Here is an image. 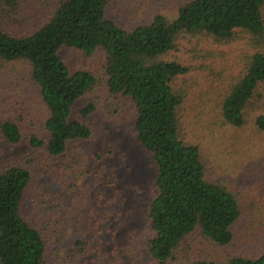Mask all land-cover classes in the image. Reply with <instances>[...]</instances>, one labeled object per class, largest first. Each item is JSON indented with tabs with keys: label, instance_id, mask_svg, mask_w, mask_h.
Returning <instances> with one entry per match:
<instances>
[{
	"label": "trees",
	"instance_id": "1",
	"mask_svg": "<svg viewBox=\"0 0 264 264\" xmlns=\"http://www.w3.org/2000/svg\"><path fill=\"white\" fill-rule=\"evenodd\" d=\"M19 3L0 0V59L30 64L48 113L44 124L48 137L26 135L16 122H4L0 141L5 138L17 145L26 139L32 148H46L59 157L69 142L90 139L92 130L72 121L71 114L77 101L100 86L102 77L90 70L72 72L60 52L80 51L91 59L102 51L109 92L134 102L137 139L156 164L158 195L147 214L153 233L149 252L155 264H264V251L233 255L222 263L190 261L188 242L196 233L206 244L227 247L246 213L236 193L221 181L208 179L201 148L188 138L182 120L186 93L177 82L191 68L167 59L182 36L217 43L249 38L254 52L220 109L225 124L244 127L250 107L263 98L264 0H193L174 20L160 15L132 31L108 15L110 0H48L46 12L41 7L31 16L19 12ZM95 110L91 103L81 114ZM255 124L264 132V115ZM31 181V172L19 166L0 172V264H45L46 240L23 213Z\"/></svg>",
	"mask_w": 264,
	"mask_h": 264
},
{
	"label": "rangeland",
	"instance_id": "2",
	"mask_svg": "<svg viewBox=\"0 0 264 264\" xmlns=\"http://www.w3.org/2000/svg\"><path fill=\"white\" fill-rule=\"evenodd\" d=\"M47 1L20 0L18 10L27 16L41 7L46 12ZM191 1L110 0L108 15L132 31L160 15L174 20ZM253 52L244 36L230 43L182 36L167 56L191 68L177 82L186 93L182 120L188 138L201 148L208 179L221 181L236 193L246 213L227 247L206 244L196 233L188 242L191 262L222 263L233 255L264 251V132L255 124L264 115V86L263 98L250 107L244 127L228 126L220 112ZM60 56L72 72L90 70L102 77L100 86L77 101L71 114L72 121L92 130L91 138L69 142L59 157L46 148H32L26 139L12 145L3 138L0 172L19 166L32 174L23 213L46 240L45 264H155L149 252L153 233L147 214L158 195L157 169L137 139L136 106L132 99L109 92L102 51L91 59L70 49H63ZM31 74L25 61L0 59V125L16 122L24 134L45 140L48 113ZM91 103L96 110L83 116L81 111Z\"/></svg>",
	"mask_w": 264,
	"mask_h": 264
}]
</instances>
